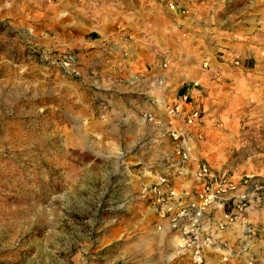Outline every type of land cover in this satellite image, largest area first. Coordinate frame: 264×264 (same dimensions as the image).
<instances>
[{"label": "rangeland", "instance_id": "obj_1", "mask_svg": "<svg viewBox=\"0 0 264 264\" xmlns=\"http://www.w3.org/2000/svg\"><path fill=\"white\" fill-rule=\"evenodd\" d=\"M181 1L0 0V264H193L167 260L180 242L158 240L132 190L122 89L152 69L208 83L197 141L215 165L264 163V122L239 120L253 97L201 76L239 66L223 59L229 32L264 36V0Z\"/></svg>", "mask_w": 264, "mask_h": 264}, {"label": "crops", "instance_id": "obj_2", "mask_svg": "<svg viewBox=\"0 0 264 264\" xmlns=\"http://www.w3.org/2000/svg\"><path fill=\"white\" fill-rule=\"evenodd\" d=\"M180 0L182 8H185L184 2ZM179 3V2H178ZM70 26V25H69ZM225 45L229 50L224 53V60L231 64H237L238 67L230 66L226 70L211 73V70L204 71L202 77L211 76L221 80V85L227 88L231 97L235 96L236 86L244 96H252V100L242 101L243 129L246 125L254 124L260 126L262 114L264 113V36L262 30L258 36H247L246 42H238L237 31L229 32ZM258 39V40H256ZM256 41V42H255ZM255 42V43H253ZM248 49L251 51L249 52ZM253 58L254 65L252 69L244 68V60ZM175 73L173 81L176 84L170 87L168 74L160 68L152 69L149 73L142 74L141 81L123 87L125 92L123 98L127 103L125 110L127 112V121L129 129L133 131V138L138 141L140 153L133 161L134 166L140 169L139 174L132 183V187L143 189L157 182L159 176L168 178L169 187L165 190L172 191L173 199L183 201L185 194L202 186L203 182L195 176V171L199 162H206L211 167L214 174H226L228 177L238 179L243 175L251 176L244 187L238 185L239 190L247 194L253 192V186L260 187L259 202L252 200L241 217L233 224L227 225L224 230L212 233L213 238L223 242L224 249L207 248L204 251V264H264V163L263 160H257L249 165H242L237 169H231L227 166L215 165L208 153L202 152L200 143L203 130L207 125L203 118L194 119L192 123H187L188 115L197 112L206 111L208 102L203 95L208 83H200L197 79L190 80L182 74ZM161 82V83H159ZM211 85V84H210ZM212 85L217 86L213 80ZM118 89L116 88V91ZM118 97V96H117ZM186 97L185 100H182ZM117 101V100H116ZM179 104L181 106L178 115L169 116L168 108ZM230 105V104H229ZM263 110V112H262ZM212 121V120H211ZM219 127V126H217ZM170 132H177L185 139L190 160L175 174L170 165L178 162L174 143L169 135ZM247 132V131H244ZM243 132V133H244ZM239 133V130H238ZM135 144V143H134ZM254 184V185H251ZM135 187L132 189L135 190ZM143 197V196H142ZM142 197H138L136 202L140 203ZM149 205V199L146 198ZM150 210V206L147 211ZM214 220L220 216L219 209L210 211ZM152 213V212H151ZM207 221L204 219V222ZM212 219L209 218L208 225ZM163 231H154L160 242H173V237L168 233V227L165 223H160ZM173 238V239H172ZM174 243V242H173ZM173 254L167 260L187 259L188 256L181 255L175 247H171ZM223 258L226 261H223Z\"/></svg>", "mask_w": 264, "mask_h": 264}, {"label": "built area", "instance_id": "obj_3", "mask_svg": "<svg viewBox=\"0 0 264 264\" xmlns=\"http://www.w3.org/2000/svg\"><path fill=\"white\" fill-rule=\"evenodd\" d=\"M180 109L181 106L176 104L168 108L167 114L171 117L178 115ZM198 118V113L194 112L188 115L186 122L192 123ZM169 135L178 156V162L170 165V169L178 174L185 163L189 162L190 155L182 135L170 131ZM195 176L203 184L185 194L186 198L183 201L173 199L172 191L165 192L169 187L166 176H159L155 184L143 188V196L149 199L153 215L160 223L167 225L169 235L180 242L178 245L180 253L188 256L193 264H204L205 249H224L223 242L213 238L212 233L222 231L227 225L235 223L249 208L252 200L259 202L258 192L261 188L253 186V192L247 194L239 190L238 185L244 187L249 183L251 176L243 175L234 179L226 174L216 175L206 162L198 163ZM217 209L220 216L218 220H214L210 211ZM209 218L212 221L208 225ZM204 219L207 221L204 222ZM158 228L159 232L163 231L161 224ZM223 261L226 259L223 258Z\"/></svg>", "mask_w": 264, "mask_h": 264}, {"label": "bare ground", "instance_id": "obj_4", "mask_svg": "<svg viewBox=\"0 0 264 264\" xmlns=\"http://www.w3.org/2000/svg\"><path fill=\"white\" fill-rule=\"evenodd\" d=\"M67 18H68V16L65 17V19H64L63 21H61V22H66V21H68ZM66 28H67L68 31H73V29H75V27H72V26H69V25H66Z\"/></svg>", "mask_w": 264, "mask_h": 264}]
</instances>
